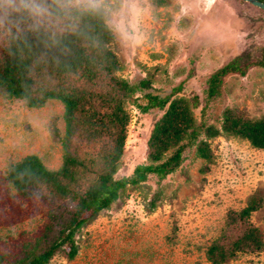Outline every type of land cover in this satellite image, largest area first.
I'll return each instance as SVG.
<instances>
[{
    "label": "rangeland",
    "instance_id": "rangeland-1",
    "mask_svg": "<svg viewBox=\"0 0 264 264\" xmlns=\"http://www.w3.org/2000/svg\"><path fill=\"white\" fill-rule=\"evenodd\" d=\"M11 8L0 6V40L20 27L7 23ZM135 8V14L128 13L122 0H105L102 9L113 34L110 48L122 66L117 74L133 84L147 82L126 103L130 122L116 178L150 163L148 139L164 110L142 111L138 104L146 103V92L187 98L197 124L221 128L227 109L243 118L264 117V66L256 64L264 58V9L246 0H135ZM234 59L244 73L228 72L220 92L210 96V78ZM64 133L61 101L32 108L0 95V254L5 259L0 264L24 256L42 235L52 202L47 187L41 195L13 187L10 165L36 154L48 168H59ZM205 139L210 159L189 146L181 165L164 179L149 175L126 186L78 232L76 255L69 258L60 250L49 264H213L208 247L225 230L230 211H240L253 197L263 202L249 219L264 239V150L225 132ZM73 205L64 204L67 210ZM224 264H264V248L239 251Z\"/></svg>",
    "mask_w": 264,
    "mask_h": 264
},
{
    "label": "trees",
    "instance_id": "trees-1",
    "mask_svg": "<svg viewBox=\"0 0 264 264\" xmlns=\"http://www.w3.org/2000/svg\"><path fill=\"white\" fill-rule=\"evenodd\" d=\"M7 23H20V27L0 40V95L23 100L32 108L43 107L50 99L59 100L64 104L65 119L59 168L50 169L38 155L28 154L8 170L7 178L22 194L41 195L47 187L52 200L42 235L10 264H49L60 250L73 258L78 251L75 238L90 216L109 208L126 186L137 185L149 175L164 179L174 172L189 146H196L198 156L210 159L205 138L225 132L264 150V117L243 118L227 109L221 128L197 124L187 98H173V92L163 96L146 92V103L138 107L144 112L164 110L148 139L150 163L139 164L131 175L116 178L130 122L126 103L147 82L133 84L117 74L122 66L110 48L113 34L105 24L103 10L59 12L37 26L26 12L11 8ZM256 64L264 66V58ZM240 68L234 59L218 69L210 78L209 95L218 94L223 77ZM180 88L181 84L173 91ZM197 105L195 98L193 106ZM262 202V197H253L240 211H230L225 230L207 249L210 262L224 264L239 251L254 253L264 248L262 231L249 219ZM67 203L74 204L71 210L65 208ZM4 260L0 254V262Z\"/></svg>",
    "mask_w": 264,
    "mask_h": 264
},
{
    "label": "clouds",
    "instance_id": "clouds-1",
    "mask_svg": "<svg viewBox=\"0 0 264 264\" xmlns=\"http://www.w3.org/2000/svg\"><path fill=\"white\" fill-rule=\"evenodd\" d=\"M5 3L12 6L14 11L26 12L34 19L39 26L51 19L55 13H68L72 10L87 9L90 11H100L105 7V0H0V6ZM122 9L128 13L135 14V0H122ZM117 30L125 31L123 25L116 24Z\"/></svg>",
    "mask_w": 264,
    "mask_h": 264
},
{
    "label": "water",
    "instance_id": "water-1",
    "mask_svg": "<svg viewBox=\"0 0 264 264\" xmlns=\"http://www.w3.org/2000/svg\"><path fill=\"white\" fill-rule=\"evenodd\" d=\"M246 1L250 2L251 4H253L259 8L264 9V1H262V0H246Z\"/></svg>",
    "mask_w": 264,
    "mask_h": 264
}]
</instances>
